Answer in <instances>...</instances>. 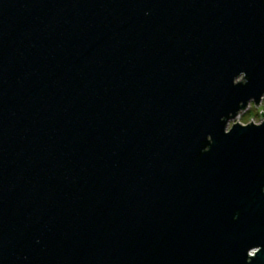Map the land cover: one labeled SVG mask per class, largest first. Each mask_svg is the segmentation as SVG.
Segmentation results:
<instances>
[{"label":"water","instance_id":"obj_1","mask_svg":"<svg viewBox=\"0 0 264 264\" xmlns=\"http://www.w3.org/2000/svg\"><path fill=\"white\" fill-rule=\"evenodd\" d=\"M263 97L264 0H0V264H264Z\"/></svg>","mask_w":264,"mask_h":264},{"label":"rangeland","instance_id":"obj_2","mask_svg":"<svg viewBox=\"0 0 264 264\" xmlns=\"http://www.w3.org/2000/svg\"><path fill=\"white\" fill-rule=\"evenodd\" d=\"M243 77L240 78L242 80ZM261 111L264 112V97L261 100L259 105L255 104L254 101L249 103L245 109L240 111V113L234 118L231 119L228 123V128L232 126L234 122H241V123H261L264 118L261 116Z\"/></svg>","mask_w":264,"mask_h":264}]
</instances>
